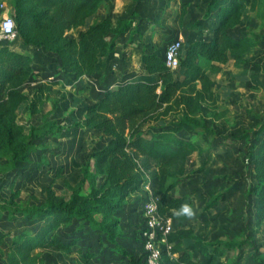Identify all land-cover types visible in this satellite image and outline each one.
I'll use <instances>...</instances> for the list:
<instances>
[{
  "label": "trees",
  "instance_id": "obj_1",
  "mask_svg": "<svg viewBox=\"0 0 264 264\" xmlns=\"http://www.w3.org/2000/svg\"><path fill=\"white\" fill-rule=\"evenodd\" d=\"M9 1L20 43L55 57L59 70L70 73L75 82L95 77L100 61L114 54L122 37L135 23L131 16L117 22L107 16L90 23L105 0ZM217 4L218 0L209 2L208 14ZM263 4L264 0H251L250 9L254 12ZM188 7V3L182 4V17ZM216 19L210 39L188 40L183 44L178 69L167 67L165 53L146 49L141 61L148 79L123 81L108 87L97 101L87 106L85 119L78 127L102 132L109 139L103 148L91 153L90 162L82 170V179L69 197L59 196L49 188L40 206L0 202V219L6 216L13 221L21 214L29 222L42 224L38 233L24 231L12 241L8 264H25L36 250L50 247H58L64 253L77 251L82 264H90L96 255L75 249L80 237L62 241L58 235L62 227L77 225L72 234L89 227L103 235L112 247L119 248L123 232L116 215L128 198L142 188L147 177L158 183L155 195L159 196L160 213L172 216L175 221L170 242L176 246L187 240L202 244L191 223L192 202L187 196L170 195L186 176L189 158L202 150L198 143L183 139L180 133L185 127L206 129L197 115L204 107L218 105L216 82L209 73H221L231 63L240 67L247 62L244 55L256 45L250 37L234 35L243 22L242 0L220 5ZM81 28L84 30L78 37L70 35ZM32 63L30 55L15 51L9 43L0 45V159L5 158L10 169L29 162L42 138L60 133L51 122L31 127L26 133L17 121L24 103L29 104L30 114H35L39 101L56 84H43L32 97L25 95L21 89L34 72ZM170 117L176 122L166 123ZM234 138L242 141L251 137L247 133ZM246 148L253 177L249 194L257 200L254 225L260 228L264 225V123ZM184 203L192 208L191 216L175 214ZM137 237L142 248L140 231ZM211 246L212 252L205 263H198L185 250L177 258L164 254L161 264H219V259L240 244L219 242ZM119 250L125 257L129 256ZM250 258L256 264H264L260 245H254ZM130 263L142 264L141 257L131 256ZM227 264L247 263L236 257Z\"/></svg>",
  "mask_w": 264,
  "mask_h": 264
},
{
  "label": "rangeland",
  "instance_id": "obj_2",
  "mask_svg": "<svg viewBox=\"0 0 264 264\" xmlns=\"http://www.w3.org/2000/svg\"><path fill=\"white\" fill-rule=\"evenodd\" d=\"M5 1L0 0V3L4 5ZM210 1L133 0L136 5V10L130 15L136 22L133 33L144 30L143 39L156 41L160 53H165L168 45L178 39L183 44L188 40H208L217 25L218 7L230 0H218L208 14ZM185 2L189 7L185 17H182L181 7ZM242 2L243 22L235 29L234 35L250 37L256 45L244 55L247 62L240 67L231 63L223 67L221 73H209L216 82L218 105L216 108L204 107L197 115L206 129L185 127L180 133L183 139L198 143L202 150L189 158L186 176L170 195L187 196L192 202L194 217L191 223L202 244L187 240L173 250L177 255L185 250L190 251L198 263H205L212 252L211 245L219 242L240 244L239 248L219 259V264L230 263L236 257H240L242 263L256 264L250 258L254 245H260L264 252V225L260 228L254 225L257 200L249 194L253 177L246 154L251 138L259 125L264 123V4L253 12L250 9L251 0ZM107 16L112 18V0L104 1L90 23ZM17 42L20 41L17 39L9 44L12 46ZM113 55L100 61L95 77L76 83L68 75L62 82L57 81L58 84L47 92L48 96L39 101L35 114H30L28 103L23 104L17 121L23 125L26 133L31 127H42L47 122L54 123L60 133L38 141V149L29 162L19 163L14 169H10L5 158L0 159V202H15L21 207L40 206L49 188L59 196L71 195L82 179V170L90 162L91 153L103 148L109 139L102 132L78 126L85 119L88 105L97 101L106 88L127 78L125 72L112 70ZM114 73H118L117 77H113ZM52 82L46 80L36 86L29 85L26 92L32 97L41 85ZM175 122L174 117L166 121ZM247 133L250 139L237 141L234 138ZM151 183L155 193L158 183L152 177ZM88 190L86 185V193ZM212 202H215L214 206L208 208ZM141 205L142 198L135 196L129 203L127 200L125 207L116 215L123 232L118 247L128 255L129 249L136 246L132 229L140 217ZM41 226L38 221L29 222L21 214L13 221L3 216L0 219V264H8L9 247L14 239L24 231L36 234ZM73 227L77 225L60 228L58 235L62 241L80 237L75 249L84 254L94 253L96 257L90 264H112L113 259L125 257L99 232L86 227L72 234ZM113 255L117 258H113ZM118 260L116 264H119ZM25 264H82V261L77 251L64 253L58 247H50L36 250Z\"/></svg>",
  "mask_w": 264,
  "mask_h": 264
},
{
  "label": "crops",
  "instance_id": "obj_3",
  "mask_svg": "<svg viewBox=\"0 0 264 264\" xmlns=\"http://www.w3.org/2000/svg\"><path fill=\"white\" fill-rule=\"evenodd\" d=\"M4 5H5L6 12L13 16V8L10 4V1L6 0L4 2ZM135 10H136V5L133 2V0H112V20L114 22H117L120 19L129 18L130 15ZM134 26H136V22L134 23ZM83 30L84 28L78 29L76 31H72V33H74L73 37H78L79 33ZM144 36H145L144 30H142L138 34H135L133 33V29H132L126 35L122 37V39L120 40V42L118 43L116 47L114 55L112 56V62L114 61L112 65V70L115 72L116 71H120L123 73L125 72L126 74L125 77L127 78L123 81H132V80H136L140 78L148 79V76L144 70V66L141 61L142 55L146 49L149 51H158V52H160L161 49L160 47H158V44L156 41H151V40L147 41L146 39H143ZM12 47L17 52L30 55L33 60L32 65L34 67V72L29 82L21 89L25 95L28 96V93L26 92V90H29L30 88L29 85L36 86L38 83H45L46 80L47 81L53 80L55 83H57V81L62 82L65 76L69 75L71 77L70 73L59 70V63L57 62L56 58L48 55L43 50L24 46L20 42L15 43L14 45H12ZM50 60H52L53 62L52 65H51ZM98 71H99V68L97 69V72ZM117 75L118 73H114L113 77H117ZM116 85H112V87ZM22 107L23 105L20 107V109ZM19 111H18V114H19ZM143 194H144V190L140 189L138 192L134 193L128 198V203H129V200L134 198L135 196H139L140 198H143ZM139 215L140 217H138V220H137L138 222L136 221L134 223L136 227L134 226V228L132 229L133 230L132 232H135L133 239L135 240L136 246H133L134 249H129L130 250L129 256L125 258L121 257L122 259L120 260L113 259L112 264H116L117 260L119 264H133V263H130L131 256L135 257L136 259L141 257L142 248H141L139 238L137 237L141 229V222H142L141 210H139ZM133 250H135L134 254H132ZM115 257L116 256L113 255V258Z\"/></svg>",
  "mask_w": 264,
  "mask_h": 264
},
{
  "label": "built area",
  "instance_id": "obj_4",
  "mask_svg": "<svg viewBox=\"0 0 264 264\" xmlns=\"http://www.w3.org/2000/svg\"><path fill=\"white\" fill-rule=\"evenodd\" d=\"M0 31V45L18 39L15 19L6 12L3 4L0 5ZM182 47L183 41L178 39L168 45L165 51L166 65L171 70H176L179 67ZM141 189L144 190L140 229L142 264H161L164 254L171 258H177L178 255L173 250L176 245L169 240L175 230L173 217L160 213L159 196L154 193L150 177H147Z\"/></svg>",
  "mask_w": 264,
  "mask_h": 264
},
{
  "label": "clouds",
  "instance_id": "obj_5",
  "mask_svg": "<svg viewBox=\"0 0 264 264\" xmlns=\"http://www.w3.org/2000/svg\"><path fill=\"white\" fill-rule=\"evenodd\" d=\"M175 214L177 216H180V215L191 216L193 214V210H192V208L190 207L189 204L184 203L176 210Z\"/></svg>",
  "mask_w": 264,
  "mask_h": 264
}]
</instances>
